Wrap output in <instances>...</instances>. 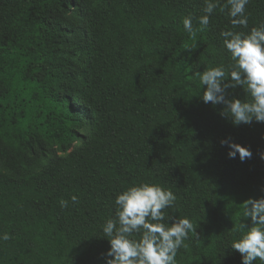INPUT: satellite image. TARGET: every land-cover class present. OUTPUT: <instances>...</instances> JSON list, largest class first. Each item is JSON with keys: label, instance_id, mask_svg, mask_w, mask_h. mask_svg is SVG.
I'll use <instances>...</instances> for the list:
<instances>
[{"label": "trees", "instance_id": "obj_1", "mask_svg": "<svg viewBox=\"0 0 264 264\" xmlns=\"http://www.w3.org/2000/svg\"><path fill=\"white\" fill-rule=\"evenodd\" d=\"M207 2L218 6L192 39L183 19L199 27ZM225 4L0 0V264H107L103 227L142 183L176 196L165 222L196 228L176 264H243L231 245L251 226L243 202L264 198V122L234 125L196 73L230 71L220 33L264 24V0H249L247 28ZM232 97L249 98L239 85ZM225 139L252 157L230 158Z\"/></svg>", "mask_w": 264, "mask_h": 264}, {"label": "clouds", "instance_id": "obj_2", "mask_svg": "<svg viewBox=\"0 0 264 264\" xmlns=\"http://www.w3.org/2000/svg\"><path fill=\"white\" fill-rule=\"evenodd\" d=\"M248 3L249 0H226L221 11L228 9L233 27H248ZM217 6V3H206L205 14L198 18L199 27L193 26L191 16L183 19L184 28L192 39L208 26L209 16ZM220 36L233 63L228 72L220 66L196 73L202 85L207 86L203 101L223 104L221 115L231 117L234 125L251 124L253 120L264 122V24L252 27L248 33L225 30ZM229 76L230 81L222 83ZM238 85L245 89L249 98L244 101L226 98V90ZM221 144L231 149L230 158H235L237 153L241 161L252 157L248 148L230 139L221 140ZM260 156L264 159V152ZM71 200L78 203L76 196ZM175 200L171 190L149 183L131 186L118 194L116 218L108 219L103 227L104 236L111 245L106 254L107 264H176L177 251L185 246L189 232H197L188 218L169 217L168 221L173 222H165L164 210L173 206ZM60 206L66 208L68 201L61 199ZM243 208V215L250 218L251 226L239 225L241 238L233 241L231 247L241 254L243 264H253L257 258L264 261V198H249L243 202ZM10 238L7 233L2 237L5 241Z\"/></svg>", "mask_w": 264, "mask_h": 264}]
</instances>
